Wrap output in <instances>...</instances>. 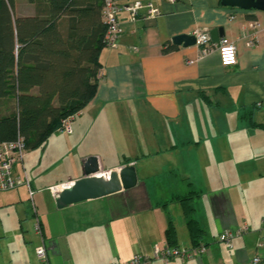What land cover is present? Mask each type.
Here are the masks:
<instances>
[{"label": "crops", "instance_id": "0c3cea01", "mask_svg": "<svg viewBox=\"0 0 264 264\" xmlns=\"http://www.w3.org/2000/svg\"><path fill=\"white\" fill-rule=\"evenodd\" d=\"M39 1L14 0L13 14L34 15ZM143 1L161 13L134 22L120 14L118 46L100 51L102 75L71 134L57 129L13 166L14 175L26 173L32 195L26 186L0 190V264H38L42 240L50 264H126L135 254L150 257L148 264H253L256 256L264 264V129L250 123L264 126V29L249 27L264 12L219 0ZM195 28H222L219 39L236 46L237 63L220 64L218 41L205 54L172 43ZM87 156L102 170L133 164L136 186L56 208L49 187L81 178ZM43 188L47 197L39 196ZM190 192L199 193L192 217L205 252L184 261L152 257L154 246L167 245L170 222L176 244L195 247L180 201ZM243 224L249 230L231 248L218 240Z\"/></svg>", "mask_w": 264, "mask_h": 264}, {"label": "trees", "instance_id": "16d2710c", "mask_svg": "<svg viewBox=\"0 0 264 264\" xmlns=\"http://www.w3.org/2000/svg\"><path fill=\"white\" fill-rule=\"evenodd\" d=\"M13 5L0 0V141L19 134L26 149H35L93 98L106 27L101 0H41L29 16H15ZM198 195L190 192L180 200L194 246L203 235L192 217ZM165 238L178 246L172 222Z\"/></svg>", "mask_w": 264, "mask_h": 264}, {"label": "built area", "instance_id": "2783aa9c", "mask_svg": "<svg viewBox=\"0 0 264 264\" xmlns=\"http://www.w3.org/2000/svg\"><path fill=\"white\" fill-rule=\"evenodd\" d=\"M174 2V0H168ZM125 13L127 20L130 22L137 21L139 19H154L160 13V9L151 1L134 0L128 3H119V0H101V19L106 27L105 42L106 47L116 48L118 46L119 38L123 32L121 26L120 14ZM249 27L252 29H264V21H252L249 23ZM195 37V44L200 48V52L205 54L212 45V39L210 32L207 28H195L192 32ZM255 44V37L252 34L248 45L253 46ZM219 62L222 66H232L237 63V50L236 46L226 37H221L216 45ZM102 75V70H98L97 76ZM81 114V110H78L64 119L61 120V125L58 128L59 131L71 134L72 123L77 116ZM25 140L21 135H17L12 140L0 141V190L6 191L14 189L20 186L28 187L29 196L32 195L30 189L29 180L26 173L23 172L22 176L14 175L13 166L16 163H22L26 153ZM59 183L49 187L50 192L56 198L58 193L67 184ZM249 230L246 224L236 226L234 229H225L219 236L218 240L232 247V240L241 236ZM34 231L42 237V229L39 221L35 222ZM260 245V244H259ZM206 250L205 245L199 244L193 249H188L183 246H171L166 245L163 248L158 246L153 247L152 257L159 258L164 261H169L172 258H179L181 260H188L190 258L197 257L203 254ZM35 254L38 260V264H50L46 246L43 242L39 243L35 247ZM150 257L143 256L142 254H135L132 259L126 264H148L150 263ZM260 258L254 257L253 264L258 263Z\"/></svg>", "mask_w": 264, "mask_h": 264}, {"label": "water", "instance_id": "95a60500", "mask_svg": "<svg viewBox=\"0 0 264 264\" xmlns=\"http://www.w3.org/2000/svg\"><path fill=\"white\" fill-rule=\"evenodd\" d=\"M222 6L241 10H260L264 12V0H219ZM222 28L210 30L213 42L222 35ZM174 45L189 46L195 44L192 34H179L171 39ZM83 176L71 181L55 198L57 208L84 200L105 197L136 186L137 173L133 164L120 166L112 170H102L96 156H87L82 161Z\"/></svg>", "mask_w": 264, "mask_h": 264}, {"label": "rangeland", "instance_id": "374dc122", "mask_svg": "<svg viewBox=\"0 0 264 264\" xmlns=\"http://www.w3.org/2000/svg\"><path fill=\"white\" fill-rule=\"evenodd\" d=\"M38 150H39V155H38V156L41 157V156L44 154V152H43L42 148H40V149H38ZM58 169L60 170V168H58V167H57V168H56V167H54V168H53V167H50L51 174H55V173L58 171ZM42 191H43V192H41V193L39 194V196H41V197H47V195H48V194H47L48 191H47L45 188H43ZM46 200H47V199L44 198V201H46ZM26 201H27L28 204L30 203L29 205L31 206V204H32V203H31V200H28V199L26 198ZM56 208H57V207H56ZM12 211H13V209H12ZM53 216H54V215H50V217H53ZM55 218H56V217H55Z\"/></svg>", "mask_w": 264, "mask_h": 264}]
</instances>
